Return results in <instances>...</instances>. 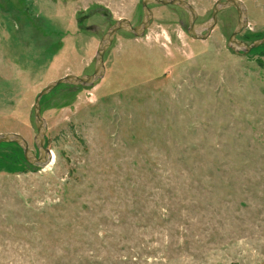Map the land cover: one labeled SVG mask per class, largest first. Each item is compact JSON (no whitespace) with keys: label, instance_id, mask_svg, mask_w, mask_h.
I'll return each mask as SVG.
<instances>
[{"label":"rangeland","instance_id":"1","mask_svg":"<svg viewBox=\"0 0 264 264\" xmlns=\"http://www.w3.org/2000/svg\"><path fill=\"white\" fill-rule=\"evenodd\" d=\"M183 1L203 25L222 0ZM240 2L250 45L264 0ZM149 9L143 37L117 33L102 80L41 99L49 166L0 145V264H264V44L227 47L234 9L205 41L184 11ZM142 17L141 0H0V134L39 157L38 94L92 75L106 31Z\"/></svg>","mask_w":264,"mask_h":264},{"label":"water","instance_id":"2","mask_svg":"<svg viewBox=\"0 0 264 264\" xmlns=\"http://www.w3.org/2000/svg\"><path fill=\"white\" fill-rule=\"evenodd\" d=\"M156 5L162 7H175L184 11L188 16V30L187 34L196 41H205L212 33L216 23L217 15L224 10L234 9L237 13V25L233 34L228 40L227 47L234 54H248L252 50L264 44V38L255 41L250 45L237 41V36L247 28V9L240 2V0H222L216 2L212 10L211 19L203 25H195L197 20V14L194 9L183 0H141V6L143 11L142 21L139 25L133 26L129 21L120 20L114 23L101 38L95 55V66L92 75L75 77L66 76L55 82L49 83L36 97L33 112L34 123L37 134L34 137V144L39 150V157H36L29 149L28 143L21 136L17 134H0V145H17L27 161L28 164L38 168H45L51 164L50 152L43 147L44 136L46 132L45 120L40 114V101L41 99L52 92L55 88L63 85L72 87H93L98 81L102 80L105 75L104 67V54L110 47L111 43L115 39L118 32H124L134 37H143L148 30L152 21L153 15L149 6ZM205 33L204 35H201Z\"/></svg>","mask_w":264,"mask_h":264},{"label":"bare ground","instance_id":"3","mask_svg":"<svg viewBox=\"0 0 264 264\" xmlns=\"http://www.w3.org/2000/svg\"><path fill=\"white\" fill-rule=\"evenodd\" d=\"M48 157H49V159L52 161V157H53L52 154H50V156H48Z\"/></svg>","mask_w":264,"mask_h":264}]
</instances>
